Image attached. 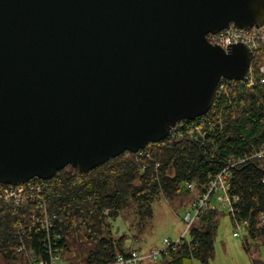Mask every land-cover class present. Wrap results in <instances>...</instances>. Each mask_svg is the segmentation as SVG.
Masks as SVG:
<instances>
[{
  "label": "water",
  "instance_id": "water-1",
  "mask_svg": "<svg viewBox=\"0 0 264 264\" xmlns=\"http://www.w3.org/2000/svg\"><path fill=\"white\" fill-rule=\"evenodd\" d=\"M264 24V0H0V184L86 172L212 106L252 52L208 32Z\"/></svg>",
  "mask_w": 264,
  "mask_h": 264
},
{
  "label": "trees",
  "instance_id": "trees-1",
  "mask_svg": "<svg viewBox=\"0 0 264 264\" xmlns=\"http://www.w3.org/2000/svg\"><path fill=\"white\" fill-rule=\"evenodd\" d=\"M257 76L258 70L254 69ZM222 128L205 145L187 138L149 143L143 155L129 151L111 157L89 171L82 172L66 165L50 178H33L41 185L49 211L56 215V228L62 239V264H104L126 254L124 234L114 231L108 215H117L128 201L136 204L144 220L153 216L152 203L160 199L170 205L193 201L203 191L212 175L226 163L228 156L242 157L264 142V87L258 80L253 86L238 84L235 91L219 104ZM214 113V106L201 117ZM211 145L217 150L211 151ZM148 153V156L146 155ZM158 163V165H156ZM264 158H253L231 168L230 193L239 195L235 213L245 221L247 237L264 244V228L259 216L264 212ZM193 182V192L184 189ZM107 209V213L104 210ZM35 206L8 204L0 201V257L15 263L27 262L16 251L23 237L25 247L39 253L44 233L31 231L24 236L18 230V220L36 212ZM225 212L203 210L189 230V241L169 247L159 264H207L214 254V240ZM245 247L249 244L246 241ZM253 264H263L254 258Z\"/></svg>",
  "mask_w": 264,
  "mask_h": 264
},
{
  "label": "built area",
  "instance_id": "built-area-1",
  "mask_svg": "<svg viewBox=\"0 0 264 264\" xmlns=\"http://www.w3.org/2000/svg\"><path fill=\"white\" fill-rule=\"evenodd\" d=\"M206 39L209 43L221 46L228 51L234 44L243 43L252 52L248 73L243 79L234 80L221 78L217 83V88L212 106L214 113L209 117H201L194 123H188L190 120H181L176 122L166 138L176 140L187 138L200 145L210 142L215 136L216 129L222 128V110H219V104L223 98L229 97L240 85L253 86L256 79L264 87V24L258 27L248 29H239L232 24L216 31L208 32ZM254 69L258 70L256 76ZM217 150L215 145H211V151ZM143 150L139 149L136 154L143 155ZM148 156V153L146 154ZM253 158H264V142L245 153L242 157L234 158L228 156L225 165L214 175H212L203 191L195 195L190 203L189 210L182 217L184 230L180 236L170 241L163 239V245L159 248H150L148 250L130 249L126 254H119L115 259L104 264H141L144 261L158 259L163 253L176 243L183 240L188 235L190 228L198 219L200 213L207 209H220L229 215L235 231L233 236L242 234V226L245 221L241 220L235 213V205L239 201V195L230 193L231 190V168ZM158 165V163L156 164ZM264 183V178H262ZM184 189L193 192L195 185L193 182H185ZM0 201L15 206L33 205L37 209L26 218L18 220V230L20 235L24 236L31 231L40 230L44 233L42 238V249L39 253L29 250L25 247L23 237H20V243L16 251L21 253L28 264H62L61 247L58 242L62 239L60 229L56 228V215L51 213L45 198L42 196L41 185L33 178L25 183L16 185L0 184ZM107 209L104 213H107ZM259 225L264 228V212L259 216Z\"/></svg>",
  "mask_w": 264,
  "mask_h": 264
},
{
  "label": "rangeland",
  "instance_id": "rangeland-1",
  "mask_svg": "<svg viewBox=\"0 0 264 264\" xmlns=\"http://www.w3.org/2000/svg\"><path fill=\"white\" fill-rule=\"evenodd\" d=\"M178 204V201L176 202ZM170 205L163 198L152 203L153 216L144 220L137 212L136 204L128 201L119 209L117 215H108L107 222L117 234H124L123 248L126 250H148L159 248L163 239L176 240L184 230L182 217L189 206ZM242 234L235 237V228L228 214L220 219L217 234L214 240V254L207 264H253L254 258H259L264 264V244L253 241L247 237L246 226H242ZM188 238V235L185 236ZM246 241L249 247H245ZM159 259L144 261L141 264H159ZM0 264H28L27 262L15 263L0 257ZM194 264H201L194 261Z\"/></svg>",
  "mask_w": 264,
  "mask_h": 264
},
{
  "label": "crops",
  "instance_id": "crops-1",
  "mask_svg": "<svg viewBox=\"0 0 264 264\" xmlns=\"http://www.w3.org/2000/svg\"><path fill=\"white\" fill-rule=\"evenodd\" d=\"M190 206V204H189V202L187 201V202H184L183 204H182V206ZM178 206V205H177ZM194 264V263H193Z\"/></svg>",
  "mask_w": 264,
  "mask_h": 264
}]
</instances>
